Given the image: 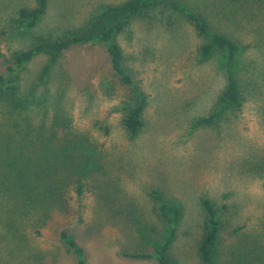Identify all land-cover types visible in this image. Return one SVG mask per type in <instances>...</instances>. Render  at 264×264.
<instances>
[{
    "label": "rangeland",
    "instance_id": "1",
    "mask_svg": "<svg viewBox=\"0 0 264 264\" xmlns=\"http://www.w3.org/2000/svg\"><path fill=\"white\" fill-rule=\"evenodd\" d=\"M36 1L0 0V70L13 51L82 33L100 6L123 0H48L23 32L17 11ZM185 2L211 11L241 45V104L214 123H196L225 85L223 53L201 60L204 38L163 7L116 35L132 86L110 74L99 44L71 47L35 86L51 53L36 55L16 96L0 95V264H78L62 229L85 248L87 264H159L122 254L168 239L156 189L170 213L182 210L171 264H202V198L222 221L215 264H264V0ZM134 86L146 106L131 138L124 106Z\"/></svg>",
    "mask_w": 264,
    "mask_h": 264
},
{
    "label": "trees",
    "instance_id": "2",
    "mask_svg": "<svg viewBox=\"0 0 264 264\" xmlns=\"http://www.w3.org/2000/svg\"><path fill=\"white\" fill-rule=\"evenodd\" d=\"M213 1L216 3L215 0ZM47 6L48 0H37L34 6L20 7L17 13L21 31L27 32L33 28L46 12ZM158 7L180 13L187 22L194 26L196 33L204 38L198 47L201 60L209 59L218 51L223 53L222 64L226 73L225 85L218 94L216 107L207 116L196 120V123L199 124L214 123L227 109L241 104L240 81L235 69L241 45L238 40L227 34L226 30H223L225 28L215 26L211 11L190 6L185 0H123L100 6L82 33L54 41L40 42L27 49L15 50L5 58V67L0 70V95L16 96L21 71L36 55L44 51L51 53V57L43 66L35 86L45 79L51 66L60 55L75 45L84 44L102 45L107 52L110 74L126 86L134 85L130 73L124 66L123 50L116 40V35L134 17L149 11L153 12ZM0 56H4L1 49ZM133 92L135 98L126 102L124 106V125L131 138L138 134L143 125L142 115L146 106V98L142 91L134 86ZM152 195L156 200L158 215L171 227L168 239L162 245H155L152 251H131L122 252V254L129 258H154L159 264H171L169 247L176 234L182 210L180 206H177L170 213L161 192L156 189L152 191ZM200 203L203 209V233L198 243V254L202 264H215L222 221L218 214V207L210 198H202ZM60 236L75 252L78 264H87L86 250L74 234L68 229H62Z\"/></svg>",
    "mask_w": 264,
    "mask_h": 264
}]
</instances>
